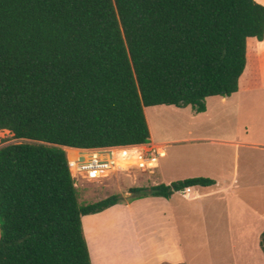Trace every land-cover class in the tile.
<instances>
[{"label":"trees","instance_id":"trees-1","mask_svg":"<svg viewBox=\"0 0 264 264\" xmlns=\"http://www.w3.org/2000/svg\"><path fill=\"white\" fill-rule=\"evenodd\" d=\"M263 36L255 0H0V130L17 140L0 147V264H92L81 218L121 197L81 204L64 148L149 143L144 107L205 111L238 90L247 39Z\"/></svg>","mask_w":264,"mask_h":264},{"label":"rangeland","instance_id":"rangeland-1","mask_svg":"<svg viewBox=\"0 0 264 264\" xmlns=\"http://www.w3.org/2000/svg\"><path fill=\"white\" fill-rule=\"evenodd\" d=\"M144 114L151 140L165 143L167 155L152 173L132 170L93 181L78 177L80 203L114 193L120 202L135 200L130 188L150 187L161 179L213 178L216 186L194 189L204 194L199 199L174 195L172 205L184 213L178 214L176 228L171 224L152 230L158 255L166 254L163 246L179 241L183 264H264L259 247L264 229V90L252 96L207 97L206 110L199 113L190 106L155 105L144 107ZM16 141L0 130V147ZM222 187L228 192L219 191Z\"/></svg>","mask_w":264,"mask_h":264},{"label":"crops","instance_id":"crops-1","mask_svg":"<svg viewBox=\"0 0 264 264\" xmlns=\"http://www.w3.org/2000/svg\"><path fill=\"white\" fill-rule=\"evenodd\" d=\"M255 1L264 5V0ZM263 90L264 36L259 41L254 38H248L246 66L239 78L238 90L235 93L241 92L244 96H252V93L258 94ZM255 96L257 97V95ZM222 99L224 100V98ZM150 142H153L151 140V133ZM160 144L165 145V143ZM64 149L67 158V150H81L76 148ZM166 155L165 150L164 157ZM170 182L172 181L163 182L161 179L156 184H168ZM216 185L217 182L215 181L211 186ZM198 187H190L188 196H183L179 192H175L168 199L147 196L135 200L122 201L101 212L82 216V229L88 246L91 263L183 264L185 262V255L179 241H173L163 246L166 254L158 255L151 235L152 230L156 227L167 229L171 224L174 225V228L177 227L176 221L178 220V214H183L184 212L179 210L177 206L172 205L174 195L178 194L186 201H194L204 196V194H198L194 191ZM219 191L228 192L226 187L220 188Z\"/></svg>","mask_w":264,"mask_h":264},{"label":"built area","instance_id":"built-area-1","mask_svg":"<svg viewBox=\"0 0 264 264\" xmlns=\"http://www.w3.org/2000/svg\"><path fill=\"white\" fill-rule=\"evenodd\" d=\"M164 155L165 145L153 142L81 149L73 159H68V165L74 185L78 186V177L93 181L108 178L116 173L129 174L132 170L152 173ZM189 191L190 187H186L178 192L188 196Z\"/></svg>","mask_w":264,"mask_h":264},{"label":"bare ground","instance_id":"bare-ground-1","mask_svg":"<svg viewBox=\"0 0 264 264\" xmlns=\"http://www.w3.org/2000/svg\"><path fill=\"white\" fill-rule=\"evenodd\" d=\"M68 158L73 159L76 156L77 151L67 150Z\"/></svg>","mask_w":264,"mask_h":264}]
</instances>
